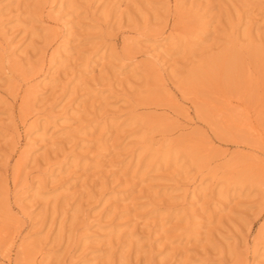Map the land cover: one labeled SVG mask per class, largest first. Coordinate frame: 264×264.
Instances as JSON below:
<instances>
[{
  "label": "rangeland",
  "instance_id": "374dc122",
  "mask_svg": "<svg viewBox=\"0 0 264 264\" xmlns=\"http://www.w3.org/2000/svg\"><path fill=\"white\" fill-rule=\"evenodd\" d=\"M0 264H264V0H0Z\"/></svg>",
  "mask_w": 264,
  "mask_h": 264
}]
</instances>
